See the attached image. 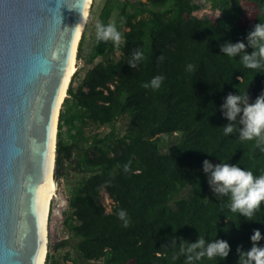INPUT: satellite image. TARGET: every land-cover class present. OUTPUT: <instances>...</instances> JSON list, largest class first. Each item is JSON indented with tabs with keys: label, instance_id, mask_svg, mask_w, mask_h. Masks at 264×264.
Here are the masks:
<instances>
[{
	"label": "trees",
	"instance_id": "trees-1",
	"mask_svg": "<svg viewBox=\"0 0 264 264\" xmlns=\"http://www.w3.org/2000/svg\"><path fill=\"white\" fill-rule=\"evenodd\" d=\"M206 3L220 15H195ZM261 9L264 0H105L98 23L114 24L122 39L117 46L95 34L86 56L87 22L80 40L77 60L92 66L78 81L82 67L71 77L59 115L56 167L59 178L76 170L81 179L63 221L68 237L49 246L45 264H57L56 252L67 245L77 251L75 264H187L179 243L199 235L225 240L231 250L225 259L194 264H237V248L252 247L254 230L264 237V202L251 221L232 213L229 197L216 198L203 171L207 159L264 174L256 140L225 136L228 121L220 111L229 93L247 92L249 103L264 93V69L245 68L220 49L228 41L247 45L254 25L264 23ZM134 50L144 55L135 69L128 64ZM156 76L164 77L159 89L143 87ZM88 122L110 129L86 135ZM173 238L178 244L165 247Z\"/></svg>",
	"mask_w": 264,
	"mask_h": 264
},
{
	"label": "water",
	"instance_id": "water-1",
	"mask_svg": "<svg viewBox=\"0 0 264 264\" xmlns=\"http://www.w3.org/2000/svg\"><path fill=\"white\" fill-rule=\"evenodd\" d=\"M88 3L0 0V264H40L52 155L59 181L57 131L75 26Z\"/></svg>",
	"mask_w": 264,
	"mask_h": 264
},
{
	"label": "clouds",
	"instance_id": "clouds-1",
	"mask_svg": "<svg viewBox=\"0 0 264 264\" xmlns=\"http://www.w3.org/2000/svg\"><path fill=\"white\" fill-rule=\"evenodd\" d=\"M264 15V9H261ZM81 24L75 26L79 31ZM97 41H112L119 45L122 34L117 30L114 24L104 25L96 24ZM247 45L238 41H230L220 45L221 52L230 58L239 57L240 63L248 69H264V23H257L248 33ZM250 47L252 52L249 54L246 48ZM144 58L143 52L134 50L132 59L128 61L130 67L135 69L137 63ZM162 61L163 56L159 57ZM188 71H193V65L187 66ZM164 77L156 76L150 82L143 85L144 88L159 89ZM220 111L228 123L222 126L225 136L238 133L240 141L256 140V147L264 152V93L258 96L254 103H249V96L245 94L234 95L229 93L224 103L220 106ZM125 172L129 171V165L124 166ZM203 171L207 174V181L212 193L216 198L228 196L230 203L227 205L232 213H239L245 219L251 221L254 212L264 202V174L255 177L252 171L241 169L240 166L224 163L213 165L209 160L203 161ZM118 218L124 222V227H128L129 220L127 213L120 210ZM252 247L248 250L237 248V264H264V246L259 242L264 239L259 230H254L250 237ZM178 244L173 238L170 244L166 246H175ZM180 254L186 256L187 264H194L202 258L225 259L230 253V245L222 239L206 240L199 235L195 242H188L181 239Z\"/></svg>",
	"mask_w": 264,
	"mask_h": 264
},
{
	"label": "rangeland",
	"instance_id": "rangeland-1",
	"mask_svg": "<svg viewBox=\"0 0 264 264\" xmlns=\"http://www.w3.org/2000/svg\"><path fill=\"white\" fill-rule=\"evenodd\" d=\"M105 0H93L92 5L89 10V15L87 22L89 23V28L86 32L85 38V55H89L93 48V40L96 34V24L99 21V13L104 4ZM209 14H214L216 16L220 15V11L214 10L211 8L210 4H204L203 8L196 11L195 15L199 17H203ZM115 16L112 17L111 22L114 23ZM87 24V23H86ZM119 54H117L118 56ZM101 61V58H97L95 60V64ZM92 65H85L83 61H78L76 58V68L82 67L81 71L77 76V81L81 79L87 70L91 68ZM123 129L124 125L122 123L119 124ZM84 131L86 135H90L92 133H103L110 129L108 125L106 126H98L96 124L88 122L84 125ZM81 179V175L76 170H71L68 173V177L59 178L58 181V189L57 194L51 199L50 209L48 215V250L51 244L57 243L60 240L66 239L68 237V232L63 227V221L66 215L69 214L70 210L68 207V200L74 184ZM103 202L107 206V209L110 211L112 202L107 194H104ZM56 260L57 264H75L80 263L79 258L77 256L76 249L67 245L62 247L56 252Z\"/></svg>",
	"mask_w": 264,
	"mask_h": 264
},
{
	"label": "bare ground",
	"instance_id": "bare-ground-1",
	"mask_svg": "<svg viewBox=\"0 0 264 264\" xmlns=\"http://www.w3.org/2000/svg\"><path fill=\"white\" fill-rule=\"evenodd\" d=\"M92 1L93 0H89L88 6H87V10H86V13H85V16L83 19V23H82V28L80 29V33H79L78 40L76 43L75 51L73 54L69 73H68V76H67V79L65 82V88L68 86V84H70L71 77L73 76L74 72L77 69L76 68V49H77L80 37L82 35V32L86 26L88 15H89V10H90V7L92 5ZM63 96H65V92L61 96L60 103L63 99ZM53 133L55 134V129H54ZM57 187L58 186H57L55 179H54V156L52 155L50 170H49V176H48L47 185H46V192H45V218H44V227H43V249H42L40 264L44 263L45 256L47 253L48 215H49L51 199L57 194V189H58Z\"/></svg>",
	"mask_w": 264,
	"mask_h": 264
}]
</instances>
